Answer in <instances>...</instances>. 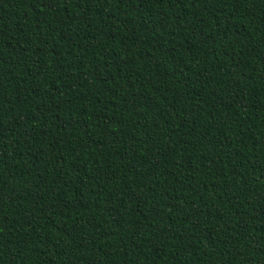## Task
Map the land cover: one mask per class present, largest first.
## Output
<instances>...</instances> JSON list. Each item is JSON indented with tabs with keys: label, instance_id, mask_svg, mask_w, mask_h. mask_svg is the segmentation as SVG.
Returning a JSON list of instances; mask_svg holds the SVG:
<instances>
[{
	"label": "trees",
	"instance_id": "obj_1",
	"mask_svg": "<svg viewBox=\"0 0 264 264\" xmlns=\"http://www.w3.org/2000/svg\"><path fill=\"white\" fill-rule=\"evenodd\" d=\"M0 264H264V0H0Z\"/></svg>",
	"mask_w": 264,
	"mask_h": 264
}]
</instances>
